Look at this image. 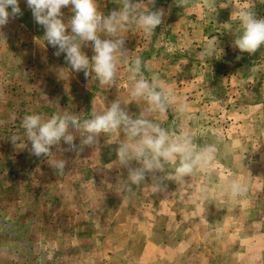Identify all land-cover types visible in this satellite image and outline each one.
<instances>
[{
  "label": "rangeland",
  "instance_id": "1",
  "mask_svg": "<svg viewBox=\"0 0 264 264\" xmlns=\"http://www.w3.org/2000/svg\"><path fill=\"white\" fill-rule=\"evenodd\" d=\"M122 2L98 0V11L109 14ZM132 2L165 11L151 37L136 27L121 32L129 62L141 58V74L175 98L149 118L197 149L214 145L215 159L186 183L158 189L152 174L125 186L127 169L115 152L127 139L120 130L82 151L61 145L49 157L32 154L26 115L83 121L119 100L136 118L147 105L131 98L123 60L107 88L65 69L64 55L46 44L20 0L22 15L0 28V264H264V46L248 54L233 43L240 10L264 18V0ZM62 12L67 23L70 8ZM210 40L213 55L205 54ZM82 51L94 54L87 45ZM70 134L79 148L82 131ZM233 181L245 189L236 197Z\"/></svg>",
  "mask_w": 264,
  "mask_h": 264
},
{
  "label": "clouds",
  "instance_id": "2",
  "mask_svg": "<svg viewBox=\"0 0 264 264\" xmlns=\"http://www.w3.org/2000/svg\"><path fill=\"white\" fill-rule=\"evenodd\" d=\"M183 7L185 0H174ZM35 21L44 28L43 39L47 45L57 49L55 55H64L69 65L68 71L82 73L85 80L90 74L101 88L115 83L117 62L129 64L128 71L133 85L130 96L142 100L147 107L136 118L130 116L119 100H114L107 109L91 118L80 121L73 115H53L44 119L40 114L26 115L22 121L27 142H31V152L37 157H49L53 147L66 145L70 150H83L84 146L99 143L101 134L118 130L126 136V141L115 149L119 165L127 169L126 187L139 186L149 174L157 180V188L165 181L176 184L186 183L198 168L215 159L216 148L206 145L197 149L187 135L173 136L161 122L149 118L151 112H165L175 103L172 89L156 79L149 80L141 74L142 60L137 57L129 62V52L124 48L125 40L121 32L131 27L140 29L145 37H151L157 26L162 24L163 9L140 10L132 0H123L118 10L109 14L98 11V0H25ZM154 4L155 0H148ZM63 8H70L72 15L65 23ZM22 15L20 0H0V28L9 23L10 18ZM239 34L234 46L241 53L254 54L264 46V18H257L251 10H240L238 15ZM87 45L93 50L88 57L82 51ZM216 41L210 40L205 54L213 55ZM223 53L221 48L219 59ZM239 58V57H238ZM82 131L79 148L70 133ZM14 143L19 138L12 139ZM52 167V163L48 161ZM133 162L137 166H132ZM173 166L169 172V166ZM57 170H63L64 160L55 162ZM162 174V175H157ZM233 197L241 195L245 189L236 181L230 186Z\"/></svg>",
  "mask_w": 264,
  "mask_h": 264
}]
</instances>
